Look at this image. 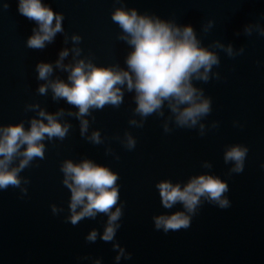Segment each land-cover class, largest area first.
Wrapping results in <instances>:
<instances>
[{
	"label": "water",
	"instance_id": "95a60500",
	"mask_svg": "<svg viewBox=\"0 0 264 264\" xmlns=\"http://www.w3.org/2000/svg\"><path fill=\"white\" fill-rule=\"evenodd\" d=\"M5 2L9 4L6 10L2 9ZM42 2L63 13L69 35L82 37L84 56H93L98 65H123L127 46L116 40L119 29L111 21V12L121 6L116 0ZM124 5L165 19L175 17L177 23L193 26L198 35L201 26L212 20V32L203 37L205 45L220 39L236 48L245 47L244 54L235 59L220 53L221 65L214 71L221 73V79L198 84L212 99L213 111L205 123L219 121V127L203 137L187 129L165 134L161 121L149 117L142 129L130 128V108L134 107L130 94L119 109L106 107L94 113L96 121L90 131H101L106 138L103 145L86 142L80 136L79 122L69 118L73 128L68 137L45 141L46 158L21 174L30 178L28 195L20 198L19 190L11 188L0 192V264H95L97 259L101 264H117L111 243L85 240L92 228L103 231L106 217L85 219L76 226L64 220L70 193L61 184L59 165L63 159L78 161L85 156L111 167L120 177L125 207L116 241L132 258H122L119 264H264V37L242 34L247 23L264 26V0H124ZM17 7V0H0V122L4 124L27 121L34 115L25 113L28 103L38 101L50 112L69 107L63 101L54 103L50 95H37L35 65L55 61L71 43L65 45L63 35L58 34L43 51L28 49L25 42L36 25L20 15ZM234 121L243 127L234 126ZM125 130L137 139L133 151L112 139ZM236 143L246 145L249 153L244 171L228 176L230 165H225L223 151ZM109 145L120 155L119 161L104 155ZM204 160L211 161V171L228 183L231 207L221 210L206 203L189 229L156 231L152 216L166 211L160 205L156 181H183L207 171L200 167ZM51 204L65 211L53 215Z\"/></svg>",
	"mask_w": 264,
	"mask_h": 264
},
{
	"label": "clouds",
	"instance_id": "9594fccd",
	"mask_svg": "<svg viewBox=\"0 0 264 264\" xmlns=\"http://www.w3.org/2000/svg\"><path fill=\"white\" fill-rule=\"evenodd\" d=\"M116 3L121 6L111 12V21L119 29L116 40L127 46V52L123 65L115 62L105 66L96 64L93 56L83 55L82 37L65 31L63 13L54 11L42 0H17L18 13L36 25L26 39L28 49L43 51L55 42L58 34L63 35L65 45H72L61 49L55 61H39L35 65L39 82L37 95H50L54 103L63 101L69 107H58L50 112L38 101L32 102L24 108L26 114L34 113L27 121L0 122V192L11 188L19 190L20 198L28 195L27 186L31 181L21 174L32 168L35 161L46 158L45 141H64L68 137L73 128L69 118L79 122L80 136L86 142L105 144L106 138L99 129L90 131L96 121L94 113L106 107L119 109L129 94L134 104L130 108V128L142 129L149 117L161 121L165 134L187 129L196 130L203 137L209 129L219 127V121L205 123L213 111L212 99L198 84L221 79V73L214 71L221 65L220 53L235 59L244 54L245 47L236 48L231 42L225 44L220 39L205 45L203 37L212 32V20L201 26L198 35L193 26L179 24L175 17L165 19L155 13L140 12L135 7H126L124 0H116ZM8 7L7 2L2 5V9ZM253 33L264 37V26L259 22L243 26L244 36L251 37ZM60 74H66V78ZM233 123L243 127L238 121ZM112 139L127 151L137 146L136 137L128 130ZM248 153L249 148L243 144L225 146L223 161L230 165L226 175L242 173ZM104 155L120 160V155L110 145L105 147ZM200 167L207 171L190 175L183 181L170 178L156 181L154 187L160 205L166 210L152 216L156 231L167 234L189 229L206 203L221 210L231 207L227 195L229 185L211 171L213 163L204 160ZM59 171L61 184L70 193L65 222L76 226L85 219L106 217L102 222L103 231L92 228L85 240L95 243L99 238L111 243L117 264L122 258L130 260L132 254L116 241L125 207L120 198L119 174L87 156L78 161L63 159ZM50 208L53 215L65 211L56 204H51ZM95 264H101L100 260Z\"/></svg>",
	"mask_w": 264,
	"mask_h": 264
}]
</instances>
